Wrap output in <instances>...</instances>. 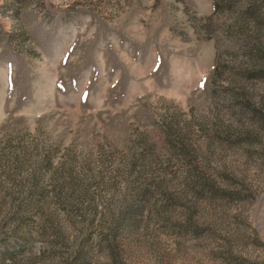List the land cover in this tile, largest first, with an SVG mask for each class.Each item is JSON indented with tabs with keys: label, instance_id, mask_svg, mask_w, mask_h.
Instances as JSON below:
<instances>
[{
	"label": "rangeland",
	"instance_id": "374dc122",
	"mask_svg": "<svg viewBox=\"0 0 264 264\" xmlns=\"http://www.w3.org/2000/svg\"><path fill=\"white\" fill-rule=\"evenodd\" d=\"M0 264H264V0H0Z\"/></svg>",
	"mask_w": 264,
	"mask_h": 264
},
{
	"label": "snow or ice",
	"instance_id": "6c2138e0",
	"mask_svg": "<svg viewBox=\"0 0 264 264\" xmlns=\"http://www.w3.org/2000/svg\"><path fill=\"white\" fill-rule=\"evenodd\" d=\"M201 86L203 87V82H201Z\"/></svg>",
	"mask_w": 264,
	"mask_h": 264
}]
</instances>
